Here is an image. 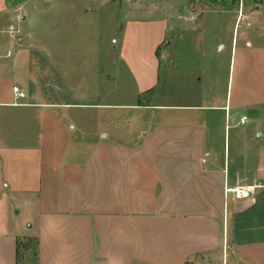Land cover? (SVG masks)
<instances>
[{
    "label": "crops",
    "instance_id": "crops-1",
    "mask_svg": "<svg viewBox=\"0 0 264 264\" xmlns=\"http://www.w3.org/2000/svg\"><path fill=\"white\" fill-rule=\"evenodd\" d=\"M40 2L0 0V34H9L0 35V264H264V129L253 144L243 131L230 145L222 136L245 124V115L235 119L242 111L264 128V0H244L242 21L253 17L255 26L242 33L244 46L232 42L224 100L191 105L141 102L158 85L167 21L158 35L140 34V20L120 22L138 96L124 104L78 79L73 62L60 59L69 49L49 52L39 34H20L12 11L25 22L26 7L43 10ZM100 2L115 3L116 14L135 7ZM112 108L188 112L137 113L126 134L124 117L88 114ZM241 184L254 186L251 197L225 192ZM21 213L34 217L32 240Z\"/></svg>",
    "mask_w": 264,
    "mask_h": 264
},
{
    "label": "rangeland",
    "instance_id": "rangeland-1",
    "mask_svg": "<svg viewBox=\"0 0 264 264\" xmlns=\"http://www.w3.org/2000/svg\"><path fill=\"white\" fill-rule=\"evenodd\" d=\"M40 1L44 3L43 10L41 5L38 9L32 5L26 7L28 18L25 22L20 20L22 11H12L17 17L18 24L15 26L22 23L20 34L25 30L33 35L39 34L42 41L38 40L37 43L49 52L52 44L60 50L69 49L70 56L60 59L73 62L77 78L90 81L93 90L99 91L103 99L124 104L135 102L138 96L135 76L120 53L123 36V32L119 30L121 21L125 27L129 19L140 20L141 25L138 26L142 35L152 28H156L155 33L158 35V27L163 21L168 22L167 38L156 58L160 65L158 85L151 95L141 97L142 103L150 102L152 105H191L202 102L208 104L216 100L222 102L231 76L232 42L239 47L244 46L242 33L255 26L252 17L248 21L238 22L235 27L238 11H242L244 7V0H153L152 4H148V0H139L137 5V0H133L134 9H130L129 13L120 9L119 14H116L115 3L104 4L100 0ZM122 7L125 8L124 4L120 8ZM87 9L89 11H86ZM195 9H200V12L189 18ZM247 23L251 27H247ZM154 24L156 26H153ZM139 38L141 44L142 38ZM261 43H264V38ZM6 48L4 47V50ZM142 57L134 58L142 60ZM146 57L147 55L144 59ZM131 58L134 60L133 56ZM102 112L124 117L123 132L127 134L132 131L129 121L137 113L155 112L159 116L164 112L188 111L112 108L91 110L88 114L94 117ZM201 112L209 114L213 111ZM242 114L246 119L244 125L234 127L235 129L228 126L227 132L230 134L222 133L227 145L232 143L233 134L238 131L245 132L251 144L260 141L257 137L264 128L260 127L259 121L251 117L253 112L250 111L240 112L235 119H239ZM228 124L233 125V120L228 119ZM14 219L17 221L16 217ZM19 220L22 225L21 233L32 240L36 230L34 217L28 218L21 213ZM27 244L31 248L32 242ZM30 252L27 259L33 255L32 251ZM32 264H35V261Z\"/></svg>",
    "mask_w": 264,
    "mask_h": 264
},
{
    "label": "built area",
    "instance_id": "built-area-1",
    "mask_svg": "<svg viewBox=\"0 0 264 264\" xmlns=\"http://www.w3.org/2000/svg\"><path fill=\"white\" fill-rule=\"evenodd\" d=\"M241 1V0H240ZM242 12L240 11L239 16H238V20L239 22L242 21ZM15 93L17 94V96L19 98H24L25 94L18 88L15 87L14 88ZM241 123H245V118L241 119ZM225 192L228 193H232L236 199H245V198H249L252 196L253 192H254V186H249V185H236L234 187H226L225 188Z\"/></svg>",
    "mask_w": 264,
    "mask_h": 264
}]
</instances>
